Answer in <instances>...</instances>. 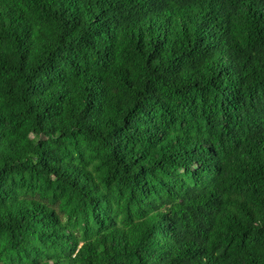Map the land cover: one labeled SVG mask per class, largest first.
Masks as SVG:
<instances>
[{
  "label": "trees",
  "instance_id": "trees-1",
  "mask_svg": "<svg viewBox=\"0 0 264 264\" xmlns=\"http://www.w3.org/2000/svg\"><path fill=\"white\" fill-rule=\"evenodd\" d=\"M0 264H264V0H0Z\"/></svg>",
  "mask_w": 264,
  "mask_h": 264
}]
</instances>
